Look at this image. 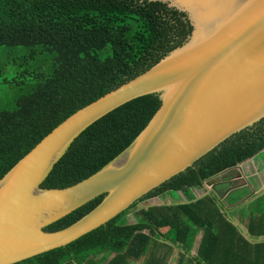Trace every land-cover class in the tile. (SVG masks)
<instances>
[{
  "label": "trees",
  "instance_id": "16d2710c",
  "mask_svg": "<svg viewBox=\"0 0 264 264\" xmlns=\"http://www.w3.org/2000/svg\"><path fill=\"white\" fill-rule=\"evenodd\" d=\"M186 29L145 0H0V178L67 116L181 45ZM159 105L157 97L141 100L93 124L53 165L41 188H64L96 172L134 140ZM251 129L227 139L104 225L15 264H93L94 257L111 253L138 260L147 252L150 234L161 228L170 229L171 243L188 250L201 230L197 264H264V241L246 240L233 223L234 211L225 212L214 193L190 203L136 208L135 223L127 217L155 196L181 192L188 198L192 188H205L206 180L254 157L264 149V120ZM101 198L45 230L68 226ZM245 213L251 238L264 237V203Z\"/></svg>",
  "mask_w": 264,
  "mask_h": 264
},
{
  "label": "water",
  "instance_id": "95a60500",
  "mask_svg": "<svg viewBox=\"0 0 264 264\" xmlns=\"http://www.w3.org/2000/svg\"><path fill=\"white\" fill-rule=\"evenodd\" d=\"M145 1L187 26L184 42L67 116L0 178V264L63 247L104 225L227 139L264 120V0ZM156 97V112L115 157L72 185L41 188L85 130ZM240 165L206 180L208 193H216L213 178L240 170ZM97 197L102 198L68 226L45 230Z\"/></svg>",
  "mask_w": 264,
  "mask_h": 264
},
{
  "label": "crops",
  "instance_id": "0c3cea01",
  "mask_svg": "<svg viewBox=\"0 0 264 264\" xmlns=\"http://www.w3.org/2000/svg\"><path fill=\"white\" fill-rule=\"evenodd\" d=\"M240 166V170L230 171L226 177H221L220 180L222 182L218 181L213 183L216 191L215 195L223 204V209H226L228 212L234 211L233 222L241 235L250 242L259 243L260 241L257 242V240L263 239L264 237H260L257 240L251 238L247 230V221L243 214L248 207L254 208L264 203V149ZM195 189L196 188H194V190ZM179 194L180 193L177 192V196L174 197L172 193H165L161 196L146 199L142 201L140 208L147 209L156 206L190 203L209 193L207 190L206 193H198L197 195L192 188L191 195L188 196V198L182 193V201H180ZM228 198H230L229 201H227ZM133 211L130 213H133ZM131 216L133 220L128 218V221L135 223L132 214ZM169 230V228H161L153 235L150 234L147 252L139 257L138 260L111 253L96 256L91 259V261L93 264H153L151 260H156L157 262H155V264H197L195 257L202 237V231L198 230L196 232L188 250V248L178 243H171L169 237H172V234ZM143 233L149 236L147 230H144ZM151 253L155 256L150 258Z\"/></svg>",
  "mask_w": 264,
  "mask_h": 264
},
{
  "label": "rangeland",
  "instance_id": "374dc122",
  "mask_svg": "<svg viewBox=\"0 0 264 264\" xmlns=\"http://www.w3.org/2000/svg\"><path fill=\"white\" fill-rule=\"evenodd\" d=\"M2 99H3V98H2ZM3 100L6 101V99H3ZM223 177H226V176H223ZM220 178H221V177H219V178H213V180H211L212 184L215 183V182H218V181L222 182V181L220 180ZM220 182H219V183H220ZM219 183H218V184H219ZM209 189H210L209 186H208L207 184H205V188H202V189H201V188H196L195 190H194V188H193V191H195V193L198 195V193H200V194L206 193V191L209 190ZM204 190H205V191H204ZM179 193H180V194H179V196H180V201H182V200H181V198H182V193H181V192H179ZM229 200H230V198H228L227 201H229ZM141 205H142V202L138 203L137 206H136L133 210H136V208H139ZM133 210H131V211H133ZM131 211H130V212H131ZM131 214H132V213H129L127 217H128L130 220H133Z\"/></svg>",
  "mask_w": 264,
  "mask_h": 264
}]
</instances>
